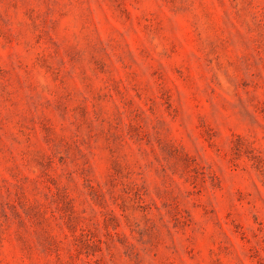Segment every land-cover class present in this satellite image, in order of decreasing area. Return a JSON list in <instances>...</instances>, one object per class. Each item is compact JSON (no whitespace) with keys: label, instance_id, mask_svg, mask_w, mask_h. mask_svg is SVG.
Returning a JSON list of instances; mask_svg holds the SVG:
<instances>
[{"label":"rangeland","instance_id":"obj_1","mask_svg":"<svg viewBox=\"0 0 264 264\" xmlns=\"http://www.w3.org/2000/svg\"><path fill=\"white\" fill-rule=\"evenodd\" d=\"M0 264H264V0H0Z\"/></svg>","mask_w":264,"mask_h":264}]
</instances>
